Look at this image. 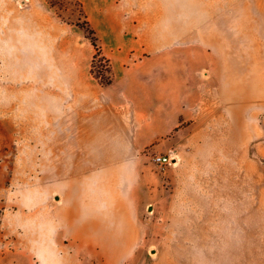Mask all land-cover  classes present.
Returning a JSON list of instances; mask_svg holds the SVG:
<instances>
[{
	"label": "rangeland",
	"instance_id": "rangeland-1",
	"mask_svg": "<svg viewBox=\"0 0 264 264\" xmlns=\"http://www.w3.org/2000/svg\"><path fill=\"white\" fill-rule=\"evenodd\" d=\"M196 27L260 45L264 0H0V264H264V100L154 83Z\"/></svg>",
	"mask_w": 264,
	"mask_h": 264
},
{
	"label": "crops",
	"instance_id": "crops-1",
	"mask_svg": "<svg viewBox=\"0 0 264 264\" xmlns=\"http://www.w3.org/2000/svg\"><path fill=\"white\" fill-rule=\"evenodd\" d=\"M202 33L203 30L199 31L198 27L190 33L184 32L183 29L180 31L182 42L178 62L172 59L173 65L164 64L163 72L153 75L154 83L160 84L159 90L163 88L162 83L168 82L171 84L179 82V88L183 92L195 90V85L201 82V76L209 77V68H211L210 72L214 80L226 84L225 89L231 93L229 98H241L245 101V105L264 100V43L252 46L246 43V38H249L246 36L249 35L244 33L243 37L235 42L234 47L228 49L225 48V42L221 37L215 35L210 42H207L212 48V52H209L205 51L207 49L204 48ZM189 34L196 35L192 39L186 38V42H183L184 35L188 37ZM216 48H222L221 53ZM157 84L154 88L158 89ZM162 95L161 92L154 95L151 102L153 107L151 113L157 117V122L152 128L150 143L163 140L176 129L177 125L173 120L170 124L166 121L161 122L162 117L182 114L173 108L175 105L171 99Z\"/></svg>",
	"mask_w": 264,
	"mask_h": 264
},
{
	"label": "built area",
	"instance_id": "built-area-1",
	"mask_svg": "<svg viewBox=\"0 0 264 264\" xmlns=\"http://www.w3.org/2000/svg\"><path fill=\"white\" fill-rule=\"evenodd\" d=\"M174 159L175 158L171 154L168 155L157 154L153 156L152 161L157 167L166 168L167 166L173 164Z\"/></svg>",
	"mask_w": 264,
	"mask_h": 264
}]
</instances>
